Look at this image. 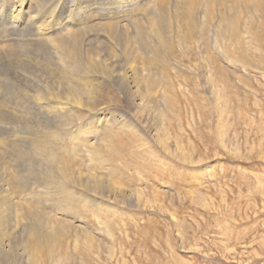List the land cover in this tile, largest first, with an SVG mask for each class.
Returning <instances> with one entry per match:
<instances>
[{"label":"rangeland","instance_id":"rangeland-1","mask_svg":"<svg viewBox=\"0 0 264 264\" xmlns=\"http://www.w3.org/2000/svg\"><path fill=\"white\" fill-rule=\"evenodd\" d=\"M157 1H148L149 8L146 5L144 11L150 12ZM245 1L198 0L199 24L202 10L207 5L211 8L209 29L203 37L196 35L197 30L183 46L170 5L171 50L166 52L153 54L151 48L145 51L140 42L133 41L136 47L129 58L111 42V76L101 70L91 71L83 85L86 89H79L69 101L61 97L60 101L68 106L60 111L61 118L52 115L45 119L26 99L28 95L32 97L27 98L38 96L45 104L55 106L46 94L52 87L57 89L52 85L58 83L61 69L31 66L26 71L28 77H17L22 82L13 74V68L11 73L0 69V76L7 77L8 73L14 80L10 87L2 83L5 88L0 90V115L20 137L24 134L31 140L37 135L45 136L66 150L63 154L74 160L73 177L77 174L81 178L80 186L64 181L69 189L64 203H73L77 208L74 212L67 210L70 215L56 207L49 208L43 189L35 184L36 192H40L35 199L42 200L37 209L43 208L49 218L44 222L31 213L28 219L35 225L40 220L46 224L45 230L52 229L53 219L58 220L56 228L65 231V245L55 247L53 252L62 254L64 264H264V0H254L258 2L257 12V7L249 9ZM94 2L99 23L118 22L123 11L136 12L131 15L134 18L122 23L131 28V33L132 21H142L150 47H155L146 19L148 10H137L141 3ZM76 5L69 1L66 9L70 11ZM67 10L61 15L54 11V19L70 17ZM219 14L233 18L238 26L239 42L226 43L225 54L215 46L212 36ZM198 45H205L221 65L226 84H220L229 100V108L222 113L218 106L222 99L216 97L209 81L214 70L204 58L205 48L198 49ZM105 53L100 51L102 58H106ZM128 64L146 76L139 86L132 81ZM16 68L22 71V67ZM121 72L125 77L119 79L116 74ZM73 78L74 81L77 75ZM85 144L98 151L104 161L91 159ZM45 168L34 164L35 176ZM55 171L58 174L60 169ZM60 186L53 184V190ZM70 193L75 202L68 197ZM57 196L58 191L51 195V205L57 202ZM44 254V261L34 264H54V254Z\"/></svg>","mask_w":264,"mask_h":264},{"label":"bare ground","instance_id":"bare-ground-1","mask_svg":"<svg viewBox=\"0 0 264 264\" xmlns=\"http://www.w3.org/2000/svg\"><path fill=\"white\" fill-rule=\"evenodd\" d=\"M41 1L42 0H8V1L1 0L0 2V69L4 68L6 69L7 72L11 73L10 70L13 68L14 73L13 72L12 73L16 76V78L28 77L29 72L28 74H26V71L29 70L31 66L32 68L39 67L38 69H44V70L47 68H51L52 66L56 69H61L63 71V74L57 78L58 83L52 85V86H56L57 89L55 87H52L54 88V91H52V88L49 87L50 90H47V94H46V97L49 96L48 98L50 102L49 101L48 102L53 104L55 103L54 105L56 107L51 106L50 104H49L50 106L45 104L46 102L45 100H44L45 102L40 101L37 98L38 96L35 98L34 96L33 98H27L28 96L32 97L31 95H28L26 97V99L31 100V104H33L32 105L33 108L37 110L40 114H44L45 119L47 120H49L52 115L55 116L57 115L58 117L62 109L68 108L66 104L67 102L60 101L61 97L64 96L62 100L65 98L66 101L67 100L69 101V99H71L70 98L71 96L79 93L78 91L79 89L81 90L86 89L83 88V85L86 83L87 81L86 79L88 78L89 73L91 71L101 70L111 76V47H113L111 45V42L115 43L120 48V52L124 55L126 54L127 57L129 56V58H130V54L133 53V49H135L136 47L132 44L133 41L134 42L136 41V44L140 42L139 44L145 47L143 49L141 48L142 47L141 46L139 48L140 52L141 49L145 50L150 48L153 54H159L162 52H166L167 50L168 51L171 50L170 43L168 42L169 31L171 29L170 18H169L170 5L172 7L171 8L173 14L172 17L174 18L177 24L178 39L181 46H183L188 41H190V39L195 36V32L197 30L198 31L196 35H198V37H203L204 35H206V32L209 29V23L211 22L212 19L211 18L212 14L210 13L211 8L209 5H207L205 6L204 10H202L203 11L202 19H201L202 23L201 24L198 23V21L200 20V18L198 20V13L200 12V11L198 12V8L200 3L198 7H196L198 0H158L154 5L155 7L152 10H150V12L147 9L148 12L146 15L147 16L146 19L150 27V32L152 36H154L153 43L155 45V47L154 46L150 47L151 42L146 37V30L141 23L142 21H140L139 19H134L132 21L133 31L131 33H129L128 31L129 29L131 30V28L128 29V27L124 25L125 23H122V21L130 20L133 17V16L131 17V15L136 14V12L132 14L131 12L129 13L128 10L123 11L120 13L121 19L118 20V22L107 21V22L99 23L96 19V17H98L99 15L97 16L96 13L98 7L95 5L94 2L95 0H60L58 2L51 1L53 3L51 5H50L51 3L50 1L46 0V2H50V3H46L45 1L43 3ZM69 1L71 2L73 1L77 4L76 7L74 9H71L70 11L66 9V4ZM130 1L141 3V7L138 8L137 10L139 12L142 11L145 12L147 11L146 9L144 11V8L148 4L147 2L151 0H130ZM245 2H248L247 5L249 9H251L252 7L254 8L257 7L254 10V12H257L258 10L257 1L246 0ZM147 8H149L148 5ZM221 9L223 11V8ZM262 9L263 7L260 8V10ZM63 10L64 11L67 10L70 17L61 16L54 19L55 18L54 13L58 12L61 15ZM228 12L229 11H227V13ZM225 16L228 17L230 16V14L228 13V15ZM262 17L264 20V15ZM259 18L260 17H258L257 20ZM254 19L256 20L255 17ZM261 25H264V23ZM211 26L213 27V25ZM254 26L256 27V25ZM212 27L210 28L212 29ZM251 27L249 26V28ZM237 28L238 26H236L235 20H233V18H224L222 14H219L218 22L215 26L213 32L214 34L212 36L214 37L213 39L215 40L214 42L215 46H217V48H219L222 51V53H224L223 47L226 43L232 42L234 44H238L239 38L237 37V32H236ZM249 31L253 32V30H249ZM209 34L210 33H208V36ZM21 42H25V43L21 44ZM205 47H206L205 45L204 46L198 45V49H202ZM152 49L155 51H153ZM101 50L106 51L105 53L106 56H104L106 58H102V56L100 55ZM114 50L117 52L116 48H114ZM204 53L207 54L206 57H204L205 60L208 63H210L211 70H214V73L211 72V74L209 75V81H211L212 83V88H215L216 90L215 92L216 97L218 99H222L221 105H219L220 103L218 104L219 107L221 106L219 109L220 112L222 113L225 109L227 110V108H229L228 95L225 92L226 89L224 88V85L220 84L225 81V77L221 72L222 70L220 68L221 65L216 60L217 58L213 54L209 53L208 48H205ZM84 54H86L85 57ZM154 56L155 55H153V57ZM227 56L228 58L230 57L234 58L232 55L231 56L227 55ZM127 57L126 59H128ZM153 59L156 60L155 58ZM158 59L160 60V57ZM9 61L12 62L10 66H9ZM128 63H130V60ZM16 65L22 67V71L16 68L17 67ZM128 66H129L128 68L132 72V79H133L132 81L134 82L135 86H139L143 82V80H146L145 79L146 76L144 75V73L142 74V76L139 75V73L136 72V68H133L131 64H128ZM2 74L5 75L4 72ZM74 75H77V78L73 81ZM124 75L125 74H122L121 72V73H117L116 77L120 79L125 77ZM162 78L163 76L159 77L160 80ZM12 79L13 78H11V75H9L8 77V73H7V77L0 76V90L5 88L2 84L4 82H7L10 87V85L13 84L14 81V80L12 81ZM21 79L19 80L21 81ZM54 81H56V79ZM47 86L48 84L46 85V87ZM222 88L225 90H223ZM70 91H71L70 95L68 96L64 95L65 92L67 94ZM139 95H142V93L140 92ZM142 99L143 98H141V100ZM167 104H170V102ZM4 108L6 110V107ZM13 114L14 113H12V115ZM28 120L30 121V119ZM38 120H36V122H38V124H41L42 122L40 121L39 123ZM99 128L96 127V130ZM85 146H87L88 148L87 150L90 153L91 159L96 158L98 160L104 161V157L100 156L99 152L94 150L90 144L87 145L85 144ZM63 151L65 153L66 150L64 149L62 150V148L56 146V144L51 139L45 136L38 137L37 135V138H33L31 140L29 137H27V135L24 136V134L22 137H20L19 135H17L15 130L13 131L11 123L6 121L3 115H0V264H34L38 260L44 261L45 259L44 253H48L51 256L52 254H54L52 256L53 257L52 260H54L53 261L54 264L65 263L64 260L65 258L63 256H60L62 254L59 255L53 252L55 247L64 244L63 236H65V231L56 228V225L59 223L58 220L57 219L52 220V224L50 223L52 225L51 230H45L47 229L45 228L46 224L44 226V224L39 223L40 220L39 222L37 221L38 223L37 225L30 223L28 221L29 214L31 213L37 215L39 219L42 218L44 222L49 218L47 212H45L43 208L40 209V211L39 209H37V207L42 205L41 204L42 200L40 199V197L39 199H35L37 195H40L39 194L40 192L38 191L36 192L35 190V184H38V187L43 189L45 199L48 205H50L49 208L56 207L57 210L64 212L66 211L67 212L66 214H68L67 210L74 212L75 211L74 209H77L73 203H69L70 201L68 202L69 204L64 203L65 199H67V196H65L64 194H67V192L69 191L67 184H65L64 182L65 179L79 185L81 178L79 180V178L76 177L77 174H75V176L73 177L74 173L72 170L74 167V160L73 158L68 159L66 155L63 154ZM72 151H75V149L73 148ZM37 159L40 160L37 161ZM34 164L37 166H44L46 168L42 173L40 172V175L35 176V172L33 170ZM55 169H58V171L60 169L59 173L64 172L65 175L62 176L60 174L59 175L60 177H57L59 173L58 174L56 173L57 174L56 175ZM70 170L72 173L70 172ZM86 180L87 179H85V181ZM89 182L91 181L89 180ZM56 183H58V186L60 185L61 186L60 188L53 190V184ZM97 185L99 186V184ZM57 191L58 193H60V196H57L58 198L57 202L54 205H51L50 202V200H52L51 195ZM71 193L69 194L68 197L70 198V200L72 199L74 200L75 199L74 197L73 198L70 197V195H72ZM64 196L66 198H64ZM72 202H75V200ZM77 239L75 240V243L77 242ZM79 241L80 240H78V242ZM43 243L47 245L46 251H45L46 248L44 247Z\"/></svg>","mask_w":264,"mask_h":264}]
</instances>
